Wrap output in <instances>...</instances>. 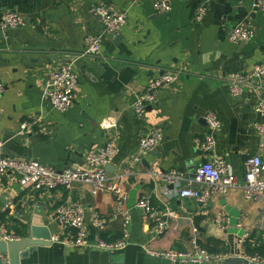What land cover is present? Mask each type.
I'll list each match as a JSON object with an SVG mask.
<instances>
[{
  "label": "crops",
  "instance_id": "0c3cea01",
  "mask_svg": "<svg viewBox=\"0 0 264 264\" xmlns=\"http://www.w3.org/2000/svg\"><path fill=\"white\" fill-rule=\"evenodd\" d=\"M255 0H172V11L157 14L153 0H0V80L6 90L0 98V141L5 156L36 160L56 170L81 167L89 152L114 142L117 155L108 172L109 184L128 193L129 244L109 253L91 247H38L31 264H175L153 257L149 249L188 252L193 249V230L200 244L212 254L227 255L226 262L245 256L264 258V196L248 201L241 190L214 196L202 205L179 194L182 187L165 184L158 173L171 170L193 179L198 167L214 159L232 164L240 181L248 157L264 160V134L256 123L264 119L256 107L264 98V83L255 82L234 97L230 83L237 73L264 62V12L253 9ZM100 2L127 13V25L117 35L106 32L103 21L93 15ZM205 4L203 20L197 9ZM7 11L22 14L27 24L16 30L1 29ZM245 25L255 35L243 44L230 40L231 31ZM103 38L102 54H85V39ZM71 66L79 76L74 106L67 112L53 109L45 96L46 77ZM176 73L178 80L160 92L147 107V124L131 109L157 77ZM214 112L220 123L216 146L201 152L197 139L211 133L206 116ZM37 122L26 133L22 126ZM113 123L115 128L104 129ZM162 127L164 139L141 162L139 143L148 126ZM0 198L7 205L0 213L8 233L20 239L61 234L56 209L68 198L86 211L89 240L94 239L92 214L107 221L102 237L122 238L124 218L116 208L110 188L92 195L89 186L70 191L24 189L9 173ZM150 199L151 209L166 222L165 233L155 234V223L145 220L137 207ZM225 217L222 224L215 220ZM244 259V258H243ZM224 262V261H223ZM181 264V263H179ZM216 264H222L216 263Z\"/></svg>",
  "mask_w": 264,
  "mask_h": 264
},
{
  "label": "built area",
  "instance_id": "2783aa9c",
  "mask_svg": "<svg viewBox=\"0 0 264 264\" xmlns=\"http://www.w3.org/2000/svg\"><path fill=\"white\" fill-rule=\"evenodd\" d=\"M136 4L140 0H129ZM153 8L157 14L166 15L172 11V0H153ZM253 9L257 12H264V0H255ZM207 12L205 4H201L196 13V20L202 21ZM93 15L99 17L104 24L107 34L117 35L127 25V13L116 9L111 4L100 2L92 7ZM27 24L26 18L13 11H7L2 16L1 29L3 31L16 30ZM255 32L245 25L235 27L230 33V40L235 44L248 42L253 39ZM103 38L89 35L85 39V54L91 57H99L102 54ZM176 73H167L153 80L143 93H138L132 102L131 109L137 118L147 124V107L152 105L165 89L176 83ZM255 82L264 83V62L256 65L252 70L237 73L231 83L230 92L234 97L242 95L243 91L254 85ZM79 86V76L71 66L49 73L46 77L45 96L49 99L53 109L58 112H67L76 101V91ZM6 86L0 80V98L5 93ZM256 112L264 119V98L256 107ZM206 121L211 133L205 140L197 139L196 145L201 152L209 153L216 146L215 133L220 129L221 123L214 112H209ZM37 122L27 123L22 126V132L26 133L30 128L35 127ZM104 129L115 128L113 123L103 124ZM258 134H264V123L255 124ZM164 139L162 127L148 126L146 132L140 139L139 155L136 162H141L151 154L159 143ZM117 155V148L114 142H109L105 147L89 152L85 164L81 167L56 170L36 160H24L5 156L3 144L0 141V193L5 187L4 178L9 174H15L20 185L24 189L39 191H55L65 189L70 191L76 185L89 186L92 195L96 196L101 192L112 189L117 199V210L124 218L122 238L113 242L106 241L102 234L106 231L107 221L98 212L92 214V227L95 231L94 239L89 240V229L86 222L85 209L68 198L59 206L55 213V219L62 226L61 234L51 237V244H59L63 247H91L109 253L125 249L129 244V226L131 217L129 211L124 210L128 202V193L119 184L110 186L109 176L106 167L112 163ZM244 176L240 181L232 164L225 159H214L206 162L197 168L193 179H186V174L171 170L158 173L156 169L148 171L152 177H159L165 184L180 189L182 198H189L202 205L210 203L216 195H222L231 190H241L245 198L250 202H258L264 196V160L260 156L248 157L244 164ZM144 211L145 220L155 223V234L161 236L165 233L166 222L159 216V213L152 211L149 198H143L137 205ZM225 217H218L215 222L222 224ZM0 240L5 242L19 241L16 235L8 233L0 220ZM193 249L188 252L180 251H157L149 249L153 257L167 259L175 264H203L221 263L227 259L225 254H212L200 244V232L193 230L191 238ZM244 260L251 264H264L261 256H245Z\"/></svg>",
  "mask_w": 264,
  "mask_h": 264
},
{
  "label": "water",
  "instance_id": "95a60500",
  "mask_svg": "<svg viewBox=\"0 0 264 264\" xmlns=\"http://www.w3.org/2000/svg\"><path fill=\"white\" fill-rule=\"evenodd\" d=\"M245 43V42H243ZM241 43V44H243ZM108 172H111L113 167L108 165L106 167ZM6 198H0V213L7 205ZM51 238L49 235H44L40 239L30 236L28 238L20 239L19 241L5 242L0 240V264H31V256L37 251L38 247H47L51 245ZM212 264V263H203ZM222 264H251L243 258H236L230 262H222Z\"/></svg>",
  "mask_w": 264,
  "mask_h": 264
}]
</instances>
